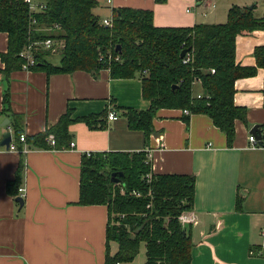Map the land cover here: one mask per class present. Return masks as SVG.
<instances>
[{"label": "crops", "instance_id": "1", "mask_svg": "<svg viewBox=\"0 0 264 264\" xmlns=\"http://www.w3.org/2000/svg\"><path fill=\"white\" fill-rule=\"evenodd\" d=\"M99 1L95 12L100 18L112 16L119 6L148 8L159 26L224 22L232 4L252 5L254 15L264 17V0ZM262 44L264 26L239 33L235 60L256 65L254 48ZM6 47L7 33L0 31V52ZM55 54L49 50L46 58L57 63ZM3 66L0 59V109L8 84L12 110L22 116L26 134L55 124L68 108L75 120L68 126L73 146L19 152L0 145V264H103L107 205L77 203L81 156L90 151H144L155 173L195 176L188 209L195 220L184 224L192 240L189 264H264V146H251L248 140L252 125L264 130V67L234 81L233 100L245 107V119L235 118L229 145L208 114L181 108H159L148 138L143 130L130 128L119 106L148 105L139 75L111 77L107 68L96 75L82 69L47 74L18 68L6 83ZM199 90L196 82L194 91ZM111 110L115 119L107 117ZM92 113H104L96 119H103V126L80 118ZM6 117L9 122L3 125ZM9 124L10 117L0 113V140ZM21 160L22 205L6 190ZM116 249L111 241V252Z\"/></svg>", "mask_w": 264, "mask_h": 264}, {"label": "trees", "instance_id": "2", "mask_svg": "<svg viewBox=\"0 0 264 264\" xmlns=\"http://www.w3.org/2000/svg\"><path fill=\"white\" fill-rule=\"evenodd\" d=\"M35 1L43 5L38 11L29 10L26 0H0V31L7 33L6 50L0 52L6 83L10 72L21 68L23 47L51 37L61 44L58 62L49 61V50L40 47L35 49V63L29 69L47 74L82 69L96 75L107 68L111 77L140 76L148 105L119 108L128 126L143 130L146 138L159 108H187L189 112L208 114L225 132L227 143H232L235 118L245 119V107L233 100L234 81L253 74L256 66L264 67V44L254 48L256 65H241L235 60L237 35L264 26V17L255 16L252 7L232 4L224 22L159 26L153 22L151 9L119 6L113 9L108 25L95 12L99 0ZM182 49H186L183 55ZM196 82L199 92L194 91ZM71 112L68 108L55 124L37 133H25L28 146L52 147L48 143L50 134L55 139L53 148L70 145L68 126L75 120ZM0 113L10 117L13 142L21 147L22 116L12 110L8 84L2 93ZM102 115L92 113L80 118L90 126L98 122L103 126V119L96 120ZM260 135L257 144L264 146V130L260 129ZM22 169L21 160L15 176L6 181V190L13 197L19 195ZM112 171L123 174L115 180ZM194 191L192 173H155L144 151H90L81 156L77 203H102L108 209L103 264L132 260L141 242L145 245V264H189L190 230L178 216L192 208ZM240 199L238 196L237 205ZM111 241L117 243L114 252L110 250Z\"/></svg>", "mask_w": 264, "mask_h": 264}, {"label": "built area", "instance_id": "3", "mask_svg": "<svg viewBox=\"0 0 264 264\" xmlns=\"http://www.w3.org/2000/svg\"><path fill=\"white\" fill-rule=\"evenodd\" d=\"M29 6V10L31 11H38L40 10L43 5L37 3L35 0H26ZM105 3H110L111 0H104ZM102 23L110 25L112 22V16H106L101 18ZM39 45V46H38ZM43 48L47 50H56L57 48L61 47V44L58 40L51 38V37H46L42 40H34L29 43H27L23 49L20 51V56L23 58V62L21 64L22 69H29L30 65L35 63V49L36 48ZM187 60V59H185ZM211 71H214L213 68H211ZM201 93H197V96H200ZM189 110L187 108H183V113H188ZM107 117L109 119H115L117 117L116 113L111 110L108 112ZM19 140L23 142L21 147H17V145L13 142V139L11 138L9 148L17 150L19 152H26L29 149V146L27 142L25 141V132L22 131L19 135ZM248 140L250 142L251 146H256L257 145V138L254 134L250 133L248 136ZM48 143L52 145V147L55 144V139L52 134L48 136ZM70 146L74 145V141L69 142ZM19 195L23 196L24 194V186L19 185L18 187ZM179 220L182 224H187L195 220V216L193 213L189 212L188 210H184L179 214Z\"/></svg>", "mask_w": 264, "mask_h": 264}, {"label": "water", "instance_id": "4", "mask_svg": "<svg viewBox=\"0 0 264 264\" xmlns=\"http://www.w3.org/2000/svg\"><path fill=\"white\" fill-rule=\"evenodd\" d=\"M249 7H252V5H248ZM186 49H182L181 51V55H183L185 53ZM6 122L3 123V125L8 124L9 119L8 117L5 118ZM250 133L254 134L257 138V142L260 143L261 140V135H260V127L258 124H254L252 125V127L250 128ZM12 138V133L11 130L6 131L3 135L2 138L0 140V145H5L6 147H9L10 141ZM123 174L122 171H112L111 173V178L115 180L119 179V176H121ZM119 175V176H118ZM16 201L19 202L20 205H22L23 203V197L21 195H18L17 197H15Z\"/></svg>", "mask_w": 264, "mask_h": 264}, {"label": "rangeland", "instance_id": "5", "mask_svg": "<svg viewBox=\"0 0 264 264\" xmlns=\"http://www.w3.org/2000/svg\"><path fill=\"white\" fill-rule=\"evenodd\" d=\"M98 11L100 9H97ZM100 14H103V12H101ZM110 16V15H108ZM55 51V55H53L52 57L54 58V61L58 60V56H60V48H57ZM145 261V257H144V243L141 242L140 246H139V250L137 252V254L135 255V257L130 260V261H124L122 264H144Z\"/></svg>", "mask_w": 264, "mask_h": 264}]
</instances>
